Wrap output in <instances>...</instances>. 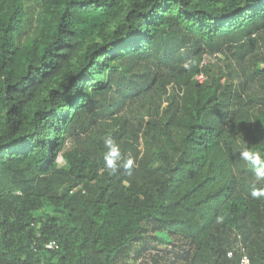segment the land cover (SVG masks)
<instances>
[{"label":"trees","instance_id":"trees-1","mask_svg":"<svg viewBox=\"0 0 264 264\" xmlns=\"http://www.w3.org/2000/svg\"><path fill=\"white\" fill-rule=\"evenodd\" d=\"M39 4L0 0V264H264V0Z\"/></svg>","mask_w":264,"mask_h":264},{"label":"clouds","instance_id":"clouds-1","mask_svg":"<svg viewBox=\"0 0 264 264\" xmlns=\"http://www.w3.org/2000/svg\"><path fill=\"white\" fill-rule=\"evenodd\" d=\"M106 146L109 147V154L105 156V160L107 166L112 169L114 172L116 170L114 160L112 157H115L118 152V146H116L111 138L105 139ZM241 159L249 161L254 167L256 171L257 178H264V162H262L260 154L258 152L253 153L249 150H244L240 153ZM132 162L128 161L127 164L124 165L125 168H130ZM252 195L254 197L264 195V190H256L252 191Z\"/></svg>","mask_w":264,"mask_h":264},{"label":"rangeland","instance_id":"rangeland-1","mask_svg":"<svg viewBox=\"0 0 264 264\" xmlns=\"http://www.w3.org/2000/svg\"><path fill=\"white\" fill-rule=\"evenodd\" d=\"M25 2L27 6L29 25L25 29V35H23V39H25L27 35L31 34L34 31L41 11L39 0H25ZM60 163H63V159L61 157H60ZM157 252L158 250L157 251L155 250L153 253L152 252L146 253L145 256H143L138 262H136V264H146L148 261H150V256L148 255L155 254Z\"/></svg>","mask_w":264,"mask_h":264},{"label":"built area","instance_id":"built-area-1","mask_svg":"<svg viewBox=\"0 0 264 264\" xmlns=\"http://www.w3.org/2000/svg\"><path fill=\"white\" fill-rule=\"evenodd\" d=\"M205 75L203 74V73H199V74H197V76H196V79L199 81V82H203L204 80H205ZM47 247H49V248H55V247H57V243L55 242V241H51V242H49L48 244H47ZM242 263L243 264H250V259H249V257H248V255L246 254V253H244L243 254V256H242Z\"/></svg>","mask_w":264,"mask_h":264}]
</instances>
